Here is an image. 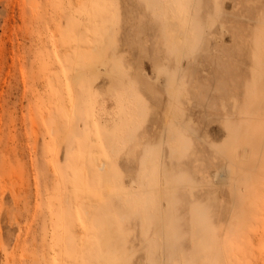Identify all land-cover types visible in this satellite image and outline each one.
I'll return each instance as SVG.
<instances>
[{"label":"rangeland","instance_id":"1","mask_svg":"<svg viewBox=\"0 0 264 264\" xmlns=\"http://www.w3.org/2000/svg\"><path fill=\"white\" fill-rule=\"evenodd\" d=\"M263 11L0 0V264H264Z\"/></svg>","mask_w":264,"mask_h":264},{"label":"bare ground","instance_id":"2","mask_svg":"<svg viewBox=\"0 0 264 264\" xmlns=\"http://www.w3.org/2000/svg\"><path fill=\"white\" fill-rule=\"evenodd\" d=\"M259 11H260V9H258L257 12H259ZM258 18H259V20L254 26H252L249 29L248 28H242L241 34H240L241 46H242L243 50L245 51V53L250 52L251 59H252V80H253V93H254L253 101L254 102L252 105H250L251 108L249 109V113L252 115H254L255 112H258V114H260V113L262 114L263 113L262 109H263V104H264V11L261 14H258ZM256 25L260 26L259 30L256 29ZM89 65H90V63L88 64V66ZM257 128L260 129V127H257ZM257 128H255V127L252 128V131L250 132L251 136H249L250 138H252V136L255 133V132H253L254 129H257ZM261 135H264V132H261ZM237 171H240L242 174V171L240 168H238ZM234 173H235V171H232V177H233ZM235 174H237V173H235ZM238 174L240 175V173H238ZM242 176L241 175L239 176L240 180L242 179ZM236 178L238 179V176H236ZM233 181H234V178H233ZM237 181L240 182L239 180H236V182ZM233 189H235V188H231V190H233ZM229 199H231V198H229ZM232 201H234V200H232ZM232 201H230V200L226 201V208L228 209V212L230 213V217H231V225L234 226L236 224H239L241 226L243 223L246 224L245 222L249 223L247 221V217H248L247 208H246V210L242 206H239L240 208L234 206V207H236V208H234L231 204ZM239 204H240V202H239ZM235 205H236V203H235ZM87 207L88 206H86V208ZM250 210L252 211V209H250ZM159 225L162 226L161 222L159 223ZM250 225H252V224H248L247 226L250 227ZM247 226L245 225L244 228L245 227L247 228ZM242 227H241V229H243V231H244L245 229ZM255 241H256V237L252 236L251 237V246H254ZM228 249H229V247H228ZM234 253L237 254L235 251H234ZM230 256H231V254H230ZM225 261L229 262L227 260H225ZM256 261H258V260L256 259Z\"/></svg>","mask_w":264,"mask_h":264}]
</instances>
